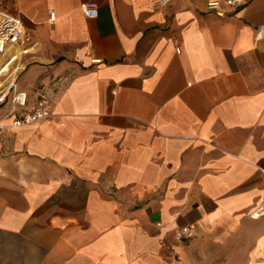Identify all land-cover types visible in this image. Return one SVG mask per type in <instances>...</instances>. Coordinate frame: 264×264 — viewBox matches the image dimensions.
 <instances>
[{"label": "crops", "instance_id": "0c3cea01", "mask_svg": "<svg viewBox=\"0 0 264 264\" xmlns=\"http://www.w3.org/2000/svg\"><path fill=\"white\" fill-rule=\"evenodd\" d=\"M86 1L0 0L50 111L0 131V264H264V0Z\"/></svg>", "mask_w": 264, "mask_h": 264}, {"label": "built area", "instance_id": "2783aa9c", "mask_svg": "<svg viewBox=\"0 0 264 264\" xmlns=\"http://www.w3.org/2000/svg\"><path fill=\"white\" fill-rule=\"evenodd\" d=\"M169 1L160 0L159 3L165 5ZM243 2L242 0L224 1L225 4L233 8H239ZM206 9L219 15H223L225 12L219 1L207 3ZM81 11L86 17H96L98 4L93 0L83 2ZM54 18V11H49V20L53 21ZM30 45L31 36L25 30L20 18L0 7V106L9 104V110L4 117L14 116L9 125H3L0 121V131L3 128H17L31 124L50 115L49 101L44 94L34 98L32 108L26 110L29 101L28 94L16 86V66ZM176 50L179 51V49ZM260 215H264V203L253 212L254 217ZM193 236L189 226H182L175 231V237L178 240H188Z\"/></svg>", "mask_w": 264, "mask_h": 264}]
</instances>
